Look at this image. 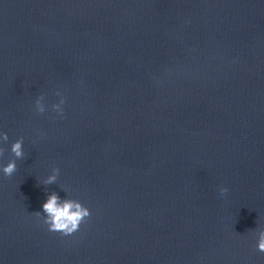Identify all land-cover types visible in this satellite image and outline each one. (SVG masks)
<instances>
[{
    "label": "clouds",
    "instance_id": "obj_1",
    "mask_svg": "<svg viewBox=\"0 0 264 264\" xmlns=\"http://www.w3.org/2000/svg\"><path fill=\"white\" fill-rule=\"evenodd\" d=\"M43 97L41 96L36 100V110L39 113L45 111V106L42 103ZM54 104L52 107L54 110L62 114L63 110L61 104ZM3 141L8 140L6 133L0 134ZM11 153L16 159H24L25 153L23 151V137H20L11 144ZM4 153V149L0 147V156ZM16 159L10 160L6 166L2 168V172L6 177H11L17 171ZM59 168H53L52 174L49 175L44 184H53L56 182ZM228 192L226 187L219 188V193L224 196ZM44 218L43 223L48 226V230L52 232H59L64 236H70L79 231L82 223L86 222L90 217V210L84 206L81 202L74 199H61L55 192L48 195L46 202L42 205ZM37 217H40L41 212H35ZM257 249L260 252H264V228H261L258 233Z\"/></svg>",
    "mask_w": 264,
    "mask_h": 264
}]
</instances>
